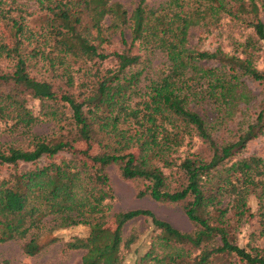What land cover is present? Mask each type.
<instances>
[{
  "label": "trees",
  "instance_id": "trees-1",
  "mask_svg": "<svg viewBox=\"0 0 264 264\" xmlns=\"http://www.w3.org/2000/svg\"><path fill=\"white\" fill-rule=\"evenodd\" d=\"M18 1L0 0L7 16L17 12L9 42L0 36V122L27 147L0 146V168L9 170L0 176V244L20 241L34 257L44 233L81 226L87 235L66 243L82 252L80 264H125L121 248L134 238L124 240L123 224L142 218L159 233L138 264H264V248L235 244L228 217L231 211L237 226L256 218L264 237V160L240 157L264 136V0H166L156 7L140 0L131 14L110 0H33L38 32L24 24ZM222 18L250 30L234 53L188 46L192 29H215ZM114 35L120 47L107 52ZM157 55L165 61L154 74ZM39 64L49 80L39 78ZM76 66L83 72L78 94L70 92ZM31 100L39 102L38 115ZM40 117L69 121L75 136L45 141L32 132ZM75 143L85 144L80 153L89 162L76 159ZM109 167L139 183L136 198L180 205L194 230L178 231L148 210L125 212L108 227Z\"/></svg>",
  "mask_w": 264,
  "mask_h": 264
},
{
  "label": "rangeland",
  "instance_id": "rangeland-1",
  "mask_svg": "<svg viewBox=\"0 0 264 264\" xmlns=\"http://www.w3.org/2000/svg\"><path fill=\"white\" fill-rule=\"evenodd\" d=\"M111 2L120 3L125 10L131 14L136 8L140 0H110ZM149 7H156L157 5L164 3L166 0H144ZM8 2V1H7ZM17 3L24 11V24L31 32H38L40 25L42 24L41 15L37 13L36 6L33 0H19ZM3 11L0 10V36H3L6 42L12 33L11 20L16 16L17 12L6 15L8 6L3 7ZM261 19L264 23V10H261ZM127 37L128 31L126 32ZM250 34V30H245L236 23L229 20V18H222L220 23L215 29L205 31L204 29H192L189 33L188 46L191 48H198L201 50L212 51L217 47L226 53H234L237 44L242 43L246 37ZM111 44L104 48L107 52L116 50L120 47L117 40V35L111 38ZM264 47V42H263ZM164 57L157 55L152 60L151 70L154 74L159 73L162 70L164 64ZM107 66V65H105ZM42 64L37 65L38 72H42L39 78L49 80L48 73L43 72V69L47 71L48 67L41 68ZM258 67L263 68L264 63L258 61ZM78 66L72 69L73 76L75 78V86L70 91L71 93L78 94L80 92L79 84L82 82L83 72H77ZM35 74V72H33ZM54 83L58 87H63V83L55 79ZM248 88L251 90L252 95L258 96L259 89L255 84L248 81ZM64 90L68 88L64 87ZM29 106L33 114L38 115L40 105L36 100H31ZM62 108V107H61ZM66 111V110H65ZM201 114V111L198 110ZM64 126V127H63ZM32 132L38 137L44 139L47 142L55 141H71L75 136L73 127L70 122L67 121L62 125H57L52 121L44 120L40 117V122L33 127ZM14 145L26 149L27 143L24 141L22 135L18 133H12L9 130V125L0 122V146L7 147ZM197 143L194 148H197ZM76 159L81 163L89 162L81 151L86 149L85 144L75 143L73 145ZM95 148L90 151V155H94ZM72 156L70 152H64L57 155L55 158L60 160L61 158H69ZM255 156L264 160V136H261L248 143L246 149L240 154V157ZM46 159L43 158L39 161L38 165H44ZM23 168L28 166L23 164ZM9 172L7 167L0 168V176L6 175ZM108 174L111 179V184L114 190V200L109 204L110 208L107 209V226L114 227L116 221L121 219V215L131 210H148L152 212L156 218L169 223L173 228L178 231L189 233L194 230L193 224L187 219L180 205H166L155 202L150 198L138 199L135 197L136 185L139 183H133L124 181L119 177V174L115 167L108 168ZM230 205V199H226L224 206ZM248 206L251 209V213H255L258 209L257 200L254 195H250L248 198ZM230 218V231L233 232L235 238V244L239 247L247 248V245H253L259 248H264V237L259 236V222L256 218L248 219L247 221L236 225L235 220L232 218L231 211L228 213ZM218 226V224L216 225ZM124 240L133 237L134 242L128 248H121L120 256L125 264H138L140 259L149 250L152 240L159 233L154 230L150 222L137 218L123 224L122 228ZM88 233V229L85 227H74L66 230H58L52 233H44L42 238V250L34 257H28L23 254L22 242L12 241L4 244H0V264H80L82 257L81 251H71L66 248V243L71 240L73 236L85 237ZM234 261V260H232Z\"/></svg>",
  "mask_w": 264,
  "mask_h": 264
}]
</instances>
